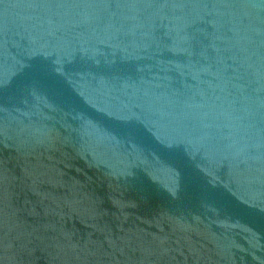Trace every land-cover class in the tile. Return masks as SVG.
Instances as JSON below:
<instances>
[{
	"label": "water",
	"instance_id": "water-1",
	"mask_svg": "<svg viewBox=\"0 0 264 264\" xmlns=\"http://www.w3.org/2000/svg\"><path fill=\"white\" fill-rule=\"evenodd\" d=\"M0 264H264V0H0Z\"/></svg>",
	"mask_w": 264,
	"mask_h": 264
}]
</instances>
